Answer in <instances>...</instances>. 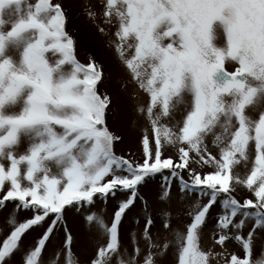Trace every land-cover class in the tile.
<instances>
[{"label": "snow or ice", "instance_id": "obj_1", "mask_svg": "<svg viewBox=\"0 0 264 264\" xmlns=\"http://www.w3.org/2000/svg\"><path fill=\"white\" fill-rule=\"evenodd\" d=\"M100 9L88 18L146 96L139 135L112 130L119 97L78 60L65 0H0V211L24 216L0 264H264V0Z\"/></svg>", "mask_w": 264, "mask_h": 264}, {"label": "rangeland", "instance_id": "obj_2", "mask_svg": "<svg viewBox=\"0 0 264 264\" xmlns=\"http://www.w3.org/2000/svg\"><path fill=\"white\" fill-rule=\"evenodd\" d=\"M66 6L69 8L71 23L68 25V30L76 41V54L81 63L87 64L90 59H95L98 64H102L105 72L108 75V82L105 87L114 96L119 97V106L111 118L113 131L123 133L128 136L139 135L142 131L138 127V120L135 109L146 101L145 94L134 90L133 86L128 83V74L120 65L110 43L111 36H104L97 30L96 22L89 19L87 12L89 9L97 14L100 13V0H65ZM227 70H234L230 65H226ZM139 155V153H136ZM159 179L150 181L148 187L142 189V193L149 199L150 205L155 206L156 192L158 190ZM176 188H173V202L170 209L173 215H180L183 219L186 217L185 209L179 202L176 196ZM222 207V206H221ZM97 213L107 218L111 214V208L105 207L103 203H99L96 209ZM219 214V210L217 212ZM16 218L23 222L24 216L19 213L0 211V244L10 234L11 227L7 223L9 219ZM212 226L206 230L203 246L210 248L212 241L210 239V231ZM228 249L231 252L238 251V246L230 243ZM213 251H220L218 247L213 248ZM255 254H262L261 246L258 244L255 249ZM47 264H52V251L49 250L44 256ZM222 260V258H221Z\"/></svg>", "mask_w": 264, "mask_h": 264}]
</instances>
